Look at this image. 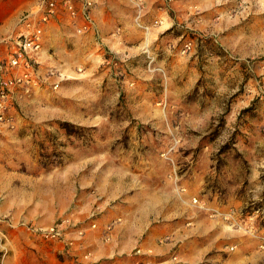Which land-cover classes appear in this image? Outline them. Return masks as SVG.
<instances>
[{
  "label": "rangeland",
  "instance_id": "1",
  "mask_svg": "<svg viewBox=\"0 0 264 264\" xmlns=\"http://www.w3.org/2000/svg\"><path fill=\"white\" fill-rule=\"evenodd\" d=\"M136 11L64 20V79L0 138V264H264V0H148L149 31ZM90 203L138 214L125 245L83 259L31 230Z\"/></svg>",
  "mask_w": 264,
  "mask_h": 264
},
{
  "label": "built area",
  "instance_id": "2",
  "mask_svg": "<svg viewBox=\"0 0 264 264\" xmlns=\"http://www.w3.org/2000/svg\"><path fill=\"white\" fill-rule=\"evenodd\" d=\"M137 9L136 21L145 31L163 24L161 18L145 23L144 11L148 0H130ZM172 0H151L152 4L166 5ZM96 0H36L23 9L15 23L0 33V138L14 131L19 124V114L23 104L42 89H56L58 80L64 74L56 67L43 64L42 50L46 29L54 19L66 18L78 33L92 31L94 27L93 10ZM192 43L183 44V51L191 48ZM67 76V75H65ZM59 77V79H58ZM90 215L87 219H93ZM115 222L104 225L103 235L110 234ZM90 228H96L92 222ZM32 232L45 240L62 242L72 248L85 234L78 225L65 220L47 226H31ZM91 253H84L89 259Z\"/></svg>",
  "mask_w": 264,
  "mask_h": 264
},
{
  "label": "crops",
  "instance_id": "3",
  "mask_svg": "<svg viewBox=\"0 0 264 264\" xmlns=\"http://www.w3.org/2000/svg\"><path fill=\"white\" fill-rule=\"evenodd\" d=\"M23 5V0H0V33L4 32L6 29L11 27L16 20L18 14L25 8L21 9ZM29 7V6H28ZM26 7V8H28ZM21 9V10H20ZM68 22L66 18H56L51 23H49L45 35H44V42H43V50H42V59L44 60L46 65L53 66L58 68L59 66L55 63V60L51 62V55L54 52H51L50 48H52V44H54V38L60 34V27H63V21ZM58 23H61L59 25ZM66 69V68H65ZM46 89H42L41 91L37 92L30 101L38 100L41 94ZM106 204L100 205L96 208L92 207L90 203L88 206L84 205L79 208L71 209V212L68 214V221L71 224L78 225L79 227L84 228L85 234L80 236V240H78L77 244L74 245L71 250L77 254L82 255L84 253L85 246H88V249H92L93 253L97 251H113L115 248H118L121 245H125L127 242V237H131L132 229L128 226L130 223H136L138 214L135 215L133 218L132 212L127 214L125 218L122 216L123 214L120 213V210H105ZM93 215L94 218L91 221H88L87 218ZM139 218V222L144 223L149 218L147 214L141 213ZM115 222L114 227L110 234L106 235L107 238L103 235L102 228L104 225L109 224L111 222ZM127 221L128 223H125ZM92 222L96 223V228H90V224ZM138 223V222H137ZM103 243H106L105 245ZM111 252V254L113 253Z\"/></svg>",
  "mask_w": 264,
  "mask_h": 264
},
{
  "label": "bare ground",
  "instance_id": "4",
  "mask_svg": "<svg viewBox=\"0 0 264 264\" xmlns=\"http://www.w3.org/2000/svg\"><path fill=\"white\" fill-rule=\"evenodd\" d=\"M147 42H148V39H146V41H145V45H147ZM148 43H149V42H148ZM145 45H144V46H145Z\"/></svg>",
  "mask_w": 264,
  "mask_h": 264
}]
</instances>
